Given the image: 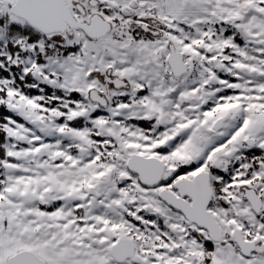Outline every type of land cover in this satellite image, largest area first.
<instances>
[{
  "label": "snow or ice",
  "instance_id": "snow-or-ice-1",
  "mask_svg": "<svg viewBox=\"0 0 264 264\" xmlns=\"http://www.w3.org/2000/svg\"><path fill=\"white\" fill-rule=\"evenodd\" d=\"M0 264H264V0H0Z\"/></svg>",
  "mask_w": 264,
  "mask_h": 264
}]
</instances>
